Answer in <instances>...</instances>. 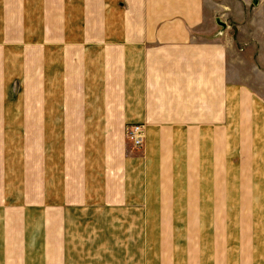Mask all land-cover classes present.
<instances>
[{
    "label": "crops",
    "instance_id": "crops-1",
    "mask_svg": "<svg viewBox=\"0 0 264 264\" xmlns=\"http://www.w3.org/2000/svg\"><path fill=\"white\" fill-rule=\"evenodd\" d=\"M204 4L0 0V264H114L103 225L147 240L205 183L262 191L264 0Z\"/></svg>",
    "mask_w": 264,
    "mask_h": 264
},
{
    "label": "rangeland",
    "instance_id": "rangeland-1",
    "mask_svg": "<svg viewBox=\"0 0 264 264\" xmlns=\"http://www.w3.org/2000/svg\"><path fill=\"white\" fill-rule=\"evenodd\" d=\"M236 9L225 16L229 23H233ZM204 15L203 23L208 25L209 0H205ZM236 183V176L229 178L231 190L217 194L208 192L211 185L203 184L208 191L199 194L201 204L208 201L209 208L191 210L197 218L185 224H151L147 240L146 226L103 225L99 260L125 264L130 263L125 258L130 254L132 264H264V178H257L253 188L262 191L254 193L237 191Z\"/></svg>",
    "mask_w": 264,
    "mask_h": 264
},
{
    "label": "built area",
    "instance_id": "built-area-1",
    "mask_svg": "<svg viewBox=\"0 0 264 264\" xmlns=\"http://www.w3.org/2000/svg\"><path fill=\"white\" fill-rule=\"evenodd\" d=\"M126 137L132 146L139 148L145 142V129L143 124H131L126 129Z\"/></svg>",
    "mask_w": 264,
    "mask_h": 264
}]
</instances>
